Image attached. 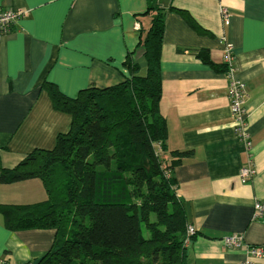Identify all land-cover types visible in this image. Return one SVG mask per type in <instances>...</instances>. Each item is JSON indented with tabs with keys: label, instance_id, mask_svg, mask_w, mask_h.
I'll use <instances>...</instances> for the list:
<instances>
[{
	"label": "crops",
	"instance_id": "crops-1",
	"mask_svg": "<svg viewBox=\"0 0 264 264\" xmlns=\"http://www.w3.org/2000/svg\"><path fill=\"white\" fill-rule=\"evenodd\" d=\"M166 11L161 56L168 152L192 151L172 170L177 196L197 236L188 247V264H264L251 249L264 247V220L255 219L264 203V0H0V11L25 12L0 38V174L14 169L35 150H52L72 128V117L54 108L46 82L75 98L92 87L116 86L129 77L127 56L147 64L139 48L148 30L149 7ZM183 9L208 33L198 34L170 7ZM231 16L224 26L220 11ZM234 48L252 150L235 134L226 72L198 58L207 51L225 65V43ZM252 160H251V158ZM256 174L244 182L241 171ZM48 198L42 180L0 183V205H29ZM55 230L12 231L0 213V264H37L52 248ZM243 238L240 248L224 239Z\"/></svg>",
	"mask_w": 264,
	"mask_h": 264
},
{
	"label": "trees",
	"instance_id": "trees-1",
	"mask_svg": "<svg viewBox=\"0 0 264 264\" xmlns=\"http://www.w3.org/2000/svg\"><path fill=\"white\" fill-rule=\"evenodd\" d=\"M166 9L149 7L148 30L139 48L144 75L129 54V77L108 88L92 87L75 98L43 85L57 111L72 117V128L52 150H35L0 183L42 180L47 200L0 205L12 231L55 230V242L37 264H188V216L177 196L172 170L192 151L168 152L161 56ZM180 14L198 34L208 32L183 9ZM198 58L217 71L207 51Z\"/></svg>",
	"mask_w": 264,
	"mask_h": 264
},
{
	"label": "built area",
	"instance_id": "built-area-1",
	"mask_svg": "<svg viewBox=\"0 0 264 264\" xmlns=\"http://www.w3.org/2000/svg\"><path fill=\"white\" fill-rule=\"evenodd\" d=\"M222 22L224 26L230 24V13L226 8H222L220 11ZM25 12L17 10H2L0 11V38L8 35L12 27L20 21ZM222 41L225 43V65L227 68L226 76L229 80L228 86V99L230 102V111L234 123V131L238 139L244 145L246 150L250 152L252 150V138L248 131V122L246 116L245 102L247 98V87L237 76V68L235 65L236 57L234 48L226 42V38L223 36ZM251 158V157H250ZM252 160V158H251ZM256 170L251 166L242 169L241 178L244 182H250ZM255 219L264 220V203H257L254 211ZM197 233L195 227L190 224L187 226V238L186 245L190 244V240ZM243 238L241 236H229L224 239V244L228 248H240L242 246ZM251 254L254 257H264V247H258L251 249ZM242 264H252L251 261L247 260Z\"/></svg>",
	"mask_w": 264,
	"mask_h": 264
}]
</instances>
